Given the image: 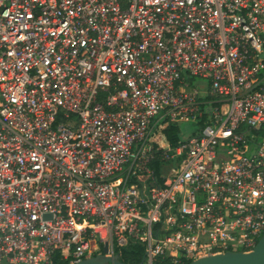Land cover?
Returning <instances> with one entry per match:
<instances>
[{
    "label": "built area",
    "instance_id": "2783aa9c",
    "mask_svg": "<svg viewBox=\"0 0 264 264\" xmlns=\"http://www.w3.org/2000/svg\"><path fill=\"white\" fill-rule=\"evenodd\" d=\"M263 234L264 0H0V264Z\"/></svg>",
    "mask_w": 264,
    "mask_h": 264
},
{
    "label": "water",
    "instance_id": "95a60500",
    "mask_svg": "<svg viewBox=\"0 0 264 264\" xmlns=\"http://www.w3.org/2000/svg\"><path fill=\"white\" fill-rule=\"evenodd\" d=\"M68 264H134L119 260L118 255L106 256L99 254ZM142 264V262L137 263ZM188 264H264V234L249 252L228 251L222 254L206 256L190 261Z\"/></svg>",
    "mask_w": 264,
    "mask_h": 264
},
{
    "label": "trees",
    "instance_id": "16d2710c",
    "mask_svg": "<svg viewBox=\"0 0 264 264\" xmlns=\"http://www.w3.org/2000/svg\"><path fill=\"white\" fill-rule=\"evenodd\" d=\"M166 135L169 143L175 146L179 142V129L177 125H169L166 130ZM161 151L156 152L154 158L150 161V167L155 172L158 173V168L164 160L161 158ZM119 260L125 263H140L143 256V247L140 244H130L116 251ZM55 264H64L62 262H56Z\"/></svg>",
    "mask_w": 264,
    "mask_h": 264
},
{
    "label": "rangeland",
    "instance_id": "374dc122",
    "mask_svg": "<svg viewBox=\"0 0 264 264\" xmlns=\"http://www.w3.org/2000/svg\"><path fill=\"white\" fill-rule=\"evenodd\" d=\"M178 129H179V139L180 140H184L186 138H188L192 132L195 131L196 126L195 124L191 121L189 123L186 122H179L177 124ZM170 166V162L169 161H165L160 165V170L161 172H167V167Z\"/></svg>",
    "mask_w": 264,
    "mask_h": 264
}]
</instances>
